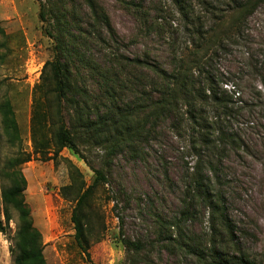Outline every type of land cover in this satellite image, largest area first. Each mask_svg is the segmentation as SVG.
<instances>
[{
    "label": "rangeland",
    "instance_id": "rangeland-1",
    "mask_svg": "<svg viewBox=\"0 0 264 264\" xmlns=\"http://www.w3.org/2000/svg\"><path fill=\"white\" fill-rule=\"evenodd\" d=\"M98 1L117 35L118 54L168 67L174 54L185 50L188 37L171 0ZM141 3L146 14L134 7ZM39 11L37 0H0V219L6 227L0 232V264H15L20 215L15 203L9 205L6 223L3 191L14 185L17 172L26 180L21 199L41 235L45 264H175L167 236H175V230L159 221L178 218L182 209L196 162L188 133L165 123L140 147L138 157L125 149L108 158L100 147L77 139L79 154L64 149L55 159L43 83L55 42L45 34ZM92 47L91 57L102 62L106 52ZM218 63L224 81L236 87L239 114L232 124L243 141L239 150L227 148L221 181L213 186L225 194L246 251L264 264V5L249 19L240 44L221 54ZM73 79L81 90L99 95L90 70L78 66ZM94 169H103L108 182L99 185L86 206L85 254L75 242L71 217L77 196L95 179ZM200 213L188 230L205 237L207 212ZM121 233L145 250L125 247Z\"/></svg>",
    "mask_w": 264,
    "mask_h": 264
},
{
    "label": "trees",
    "instance_id": "trees-1",
    "mask_svg": "<svg viewBox=\"0 0 264 264\" xmlns=\"http://www.w3.org/2000/svg\"><path fill=\"white\" fill-rule=\"evenodd\" d=\"M37 1L45 34L55 42L54 57L46 63L43 75L54 158L64 149L79 154L77 139L100 147L108 158L125 149L138 157L142 154L140 147L148 144L165 123L172 122L175 128L188 133L189 150L196 159L179 217L159 221L161 227L175 230V236L167 235L178 260L175 264H261L246 251L225 194L213 185L221 181L219 173L226 150H239L243 141L232 124L239 114L235 111L236 87L224 81L225 73L219 69L218 60L240 44L249 19L264 0H196V4L192 0H171L188 38L185 50L177 51L168 67L118 54L117 35L98 0ZM134 7L145 12L142 3ZM92 45L106 52L102 62L91 57ZM78 66L94 74L98 96L76 86L73 69ZM73 169L74 174L78 172ZM94 171L95 179L77 196L71 217L75 242L85 254L86 206L99 185L108 182L103 169ZM25 186V178L17 172L14 185L3 191L6 223L11 220L9 205L15 203L20 215L14 261L45 264L41 235L21 199ZM201 210L207 212L208 218L205 237L188 230ZM5 230L0 219V232ZM120 241L133 251L145 250L141 242L125 238L122 233Z\"/></svg>",
    "mask_w": 264,
    "mask_h": 264
}]
</instances>
